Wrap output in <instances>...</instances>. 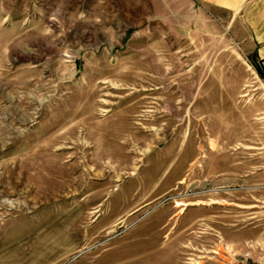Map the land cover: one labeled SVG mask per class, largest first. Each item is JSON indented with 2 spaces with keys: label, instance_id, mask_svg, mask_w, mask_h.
<instances>
[{
  "label": "rangeland",
  "instance_id": "rangeland-1",
  "mask_svg": "<svg viewBox=\"0 0 264 264\" xmlns=\"http://www.w3.org/2000/svg\"><path fill=\"white\" fill-rule=\"evenodd\" d=\"M237 13L0 0V264H264V73Z\"/></svg>",
  "mask_w": 264,
  "mask_h": 264
},
{
  "label": "crops",
  "instance_id": "crops-1",
  "mask_svg": "<svg viewBox=\"0 0 264 264\" xmlns=\"http://www.w3.org/2000/svg\"><path fill=\"white\" fill-rule=\"evenodd\" d=\"M201 1L216 8L234 11V17L239 12V24L248 27L249 35L238 38V41L245 43L246 51L264 73V0Z\"/></svg>",
  "mask_w": 264,
  "mask_h": 264
},
{
  "label": "bare ground",
  "instance_id": "bare-ground-1",
  "mask_svg": "<svg viewBox=\"0 0 264 264\" xmlns=\"http://www.w3.org/2000/svg\"><path fill=\"white\" fill-rule=\"evenodd\" d=\"M178 204H179V205H184V203H182V202H179Z\"/></svg>",
  "mask_w": 264,
  "mask_h": 264
},
{
  "label": "trees",
  "instance_id": "trees-1",
  "mask_svg": "<svg viewBox=\"0 0 264 264\" xmlns=\"http://www.w3.org/2000/svg\"><path fill=\"white\" fill-rule=\"evenodd\" d=\"M259 74H261V73L259 72Z\"/></svg>",
  "mask_w": 264,
  "mask_h": 264
}]
</instances>
